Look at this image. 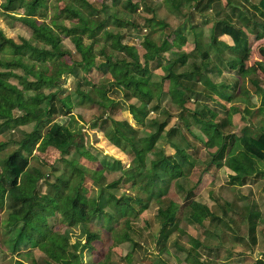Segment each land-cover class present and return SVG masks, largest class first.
Listing matches in <instances>:
<instances>
[{
  "label": "trees",
  "instance_id": "trees-1",
  "mask_svg": "<svg viewBox=\"0 0 264 264\" xmlns=\"http://www.w3.org/2000/svg\"><path fill=\"white\" fill-rule=\"evenodd\" d=\"M69 1L59 11L61 17L58 19L55 14L49 17L48 23L44 19L47 0H5L2 4V9L8 11L6 15L16 17L31 30L33 36L31 40L20 39L19 43H13L0 30V120L8 127L15 126L17 118L25 115L32 116L36 121L33 128L22 132V137L16 142L10 139L0 141V191L6 190L15 202L27 203L23 213L5 222L7 233L3 246L9 253L22 258H29L32 249H37L48 257H45L47 264H65L67 255L77 257V250L92 247L100 232L112 247L128 243L134 251L139 243L136 235L134 237L133 219L152 201L156 203L154 218L159 226L152 238L153 246L160 239H169L172 233L183 235V229L177 224L180 220L179 204L171 199L163 200L170 186L184 191L185 195L191 194V188L182 189L180 182L185 178L187 183L186 177L195 166L194 155L188 152L194 145L183 131L205 149L211 150L207 166L215 169L225 166L232 172L229 175L231 184L244 183L258 172L256 162L264 161V128L253 135L249 125L245 124L240 127L239 134L235 133L236 130L224 133L229 124H237L238 109H226L224 119L217 121V112L206 103H201L198 109L186 106L188 100L199 101L201 96L224 109L212 95L225 100L230 99V95L205 74L206 66L212 62L202 47L206 45L213 49L211 57L217 66L233 69L237 74L250 73L243 68L242 62L248 50L249 34L264 33V0L253 3H249L250 0H226L227 6L222 9L221 16L220 10L215 8L218 0H162L167 11L182 12L181 9L188 8L186 14L190 19L184 15L174 28H169L155 16L148 5L149 0H139L142 11L150 15L143 18L140 26V29H146L140 42L142 53H138L133 44L124 41L125 31L138 28L133 18L137 3L132 0H109L108 4L102 1V5L96 7L88 0ZM243 3L251 6L258 16L249 12ZM21 6L26 13L13 16L11 13ZM193 14L199 15L201 21L193 22ZM244 25L251 26V31L247 32ZM165 28L169 29L167 33ZM59 32L84 37L85 45L81 48L75 46L79 61H65L64 57H70L71 52L62 46ZM170 35L171 41L167 38ZM221 35L229 37L231 44L217 40ZM219 45L236 56L225 60ZM165 51H168L167 56H164ZM260 52L264 55V48ZM154 59L163 63L156 65L162 72L155 81L150 76L149 67ZM85 64L88 70L108 75L109 87L119 93V98L108 96L104 87H94L91 93L75 88L61 95L65 75L72 74L73 67ZM179 67L183 69L178 71ZM12 79L17 82L13 83ZM165 82L164 88L162 84ZM251 82L258 87L256 80ZM197 83L201 84L200 88H197ZM258 90L264 95L263 89L258 87ZM164 95H168L169 103L177 107L173 115L175 122L168 129H164L166 120L155 121L152 132L137 136L136 128L126 120L113 119L107 112L118 107L122 101L133 124L141 126L150 110L159 109ZM130 99L136 102H130ZM82 100L101 108L102 114L95 117V126L109 142L131 154V166L121 169L120 178L116 180L106 182V166L99 163L98 168L90 169L74 158L92 160L94 156L83 146L79 129L71 128V124H77L71 114L66 123L55 121V116L70 113L71 107ZM15 109L20 112L19 116L13 115ZM240 117L243 121L246 115L241 113ZM174 134L183 146L173 140ZM159 138L173 152L165 155L159 148L157 155L146 165V154L153 151ZM7 142L16 146L6 150ZM46 147L58 152L62 164L61 171L54 175L52 181L45 180L36 168L27 171L28 156L33 150L42 151ZM85 178L98 186L97 194L86 195L87 191L82 186ZM38 179L46 183L43 192L37 189ZM120 182H129L139 193L117 195L111 189ZM184 207H187V221L191 225L202 226V231L206 233H211L212 229L204 224L205 219H221L220 215L213 214L208 205L196 200L188 199ZM54 215L65 227L63 232L55 231L48 222ZM120 217L123 220L118 225ZM257 217L258 212H249L243 219L250 221V232L256 225ZM75 229L78 235L70 241L69 232ZM187 242V246L176 242L173 246L184 253L188 264H206L197 258L198 247L213 250L219 246H205L193 236H188ZM65 245L71 248V253L64 248ZM164 253H168V247L160 242L157 254ZM108 258L106 253L102 259L91 264H111ZM16 264L23 263L16 260ZM254 264H264V257Z\"/></svg>",
  "mask_w": 264,
  "mask_h": 264
},
{
  "label": "rangeland",
  "instance_id": "rangeland-1",
  "mask_svg": "<svg viewBox=\"0 0 264 264\" xmlns=\"http://www.w3.org/2000/svg\"><path fill=\"white\" fill-rule=\"evenodd\" d=\"M104 4H108L109 0H88L94 6L99 7ZM5 0H0V30L3 34L11 38L13 43H19L20 39L31 40L32 32L31 30L18 21L16 17H10L6 15L5 11L2 9V4ZM69 0H47V9L45 12V21L49 22V17L57 14L58 19L61 14L59 11L64 5L69 3ZM132 2L137 3L136 13L133 18L137 22V29H130L125 31L124 41L128 44H133L138 53H142L143 49L140 46L142 34L145 33L146 29H140L143 24V18L150 16L149 13L142 11L140 8L139 0H132ZM218 4L215 7L220 10V16L222 14V9L227 6L226 0H218ZM255 2V0H250L249 3ZM245 5L247 3H244ZM148 5L154 10V14L157 18L162 19L169 28H174L184 15L188 19L190 17L186 14L188 8L181 9L180 11H167V9L162 4V0H149ZM244 5V6H245ZM247 10L249 12H254L256 16L258 13L253 10L251 6H248ZM53 11H56L55 13ZM193 11V10H189ZM26 13L24 7L21 6L16 9L11 14L13 16H18ZM194 15V14H193ZM56 16V15H55ZM235 16V15H234ZM193 22H200L201 17L199 15H194ZM111 25V24H110ZM52 26V25H51ZM247 32L251 31V26L244 25ZM54 30L56 28L54 27ZM169 29L165 28L164 32H168ZM60 33V32H59ZM158 34H155L157 36ZM60 42L62 46L71 52L70 57H64L66 62L71 59L76 61L80 60V56L75 50V46L81 48L85 45V39L79 35H72L65 33H60ZM171 41V35L168 37ZM206 39V36H203ZM221 40L224 43L229 44V39L224 35L218 36L217 40ZM255 41V40H254ZM219 47L221 50V55L225 60H230L231 57L236 55L231 50L225 47ZM252 47V48H251ZM261 48H264V36L255 41V43L249 47L247 50L246 57L248 64L251 66L250 73L237 74L235 70L229 69L227 67H219L216 65L215 61L212 60L213 49L204 45L202 49L207 51L212 64L206 66L205 74L212 81V83L217 84V87L221 88L224 92L230 95V99L225 100L219 98L216 95H212L215 100L221 102L224 109L216 105L213 101L208 100L200 96L199 101L188 100L186 106L190 109L200 108L201 103H206L209 108L214 109L217 112L215 120L220 121L225 117L226 109L235 107L238 109L239 117L236 125L229 124V127L224 129V133H229L236 130V134H239L240 127L243 125H249V129L253 135H256L260 128H264V107L262 111H258L254 108L258 106H263L262 102H259L258 87L264 90V66L257 60H264V55L259 52ZM167 56L168 51L163 52ZM243 58V68L245 67ZM97 56H95V60ZM89 60H91L89 58ZM163 64L161 61L154 59L149 63L151 78L153 81L158 80L159 75L162 70L156 65ZM82 66V67H80ZM224 66V65H223ZM88 65H78L73 67L74 72L70 75H65L64 82L62 84L61 95L71 92L75 88L91 93L94 87H104L107 89V95L113 98H119V93L114 89L109 87L110 78L108 75H100L96 71H91L87 69ZM183 67L177 68L178 71L182 70ZM28 77V76H27ZM251 80H256L258 87L255 86ZM13 83L17 82L16 79L11 80ZM225 87H223V86ZM166 87V82L162 84ZM197 88L201 87V84L197 83ZM195 97V95H194ZM193 97V99H194ZM120 105L107 112L111 114L113 119L126 120L134 128H136V135H145L152 132L155 127V121H165L164 129H168L169 126L173 125L175 122L174 114L177 112V107L169 103L168 95H164L160 107L157 110H150L144 119V124L141 126H136L125 109V104L120 101ZM130 102H136L135 99H130ZM153 103V102H151ZM150 103V104H151ZM257 111V113L250 114L249 112ZM241 113L246 115L245 120L242 121ZM69 114L76 119L77 124H71V128H78L80 131V136L82 138L83 146L89 151V153L94 156L92 160H85L82 158L74 157L87 168L95 169L100 165L106 166L108 172L106 174V182L111 180H116L120 178L121 169H126L131 166V154L128 152H123L116 145L109 142L101 131L95 126V117L102 114L101 108L96 104H91L90 101L82 100L75 103L71 109L70 113L66 115L58 114L55 116V121L59 123H66L68 121ZM168 114V117H167ZM237 114V113H235ZM14 116H19L20 112L18 110L13 111ZM253 115V116H251ZM207 117V115H205ZM36 121L30 115H25L21 118H17L16 125L13 127H8L4 121L0 120V141L14 140L16 142L22 137V132L30 131L35 125ZM94 123V126H92ZM259 127V128H258ZM186 138L194 145L192 150H188L192 153L195 158V166L192 169L190 175L181 179L180 182L183 186L182 189L191 188V194L185 195L182 190H177L174 186H170L164 201L171 199L178 203L180 210L178 213V218H180L178 226L183 229L184 234L172 233L170 238L167 240L160 239L155 245L152 244L153 235L156 234L158 230V223L154 218L156 211V203L150 202L147 209L141 212L136 218H134V237L136 235L137 242L139 243L135 247L134 251L128 243H123L118 246H111V243L107 241L100 232L98 239L92 243V247H82L77 250V257L66 256L65 264H91L107 253L109 255V260L111 264H188L184 260V253L173 246V242L181 246L188 245V236L196 237L203 245L207 246H218L213 250H208L203 246L197 248L198 260L203 261L206 264H254L259 258L264 257V161H257L256 166L259 168L255 177L247 178L241 185L231 184L229 180V174L227 169L221 167L215 169L212 166H207L206 163L209 160V151L203 147V145L187 135L183 131ZM163 135V134H162ZM173 140L178 142V144L183 146L178 136L173 135ZM15 143L7 142L5 147L6 150L14 148ZM162 148L165 155L171 154L173 149L168 146L162 138H159L155 145L153 151H149L146 154V165H148V160L157 155V150ZM36 168L43 174V178L47 181H52L55 174H58L62 169V164L59 160L58 152L52 147H46L44 150H33V152L28 156V168ZM207 168V171H204ZM230 183V184H229ZM82 186L86 189V195L93 196L98 192V186L92 183L88 178H85L82 182ZM37 189L40 191L46 190V183L43 179H38ZM117 195L132 193H139V190L130 186L129 182H120L115 188L111 189ZM186 196L187 198H184ZM188 199L196 200L198 202L205 203L208 205L214 215H220L221 219L211 220L207 218L204 220V224L208 226L211 233L203 232L202 226L198 224L191 225L186 218L187 207H184ZM27 208V203L15 202L9 196L6 190L0 191V264H16V260H19L23 264H47L45 262V254H42L37 249H32L31 256L22 258L19 255L9 253L4 249L6 230L5 222L12 217L20 215ZM250 212H258L259 218L255 219L256 225L253 231H249L250 221L245 222L243 219L246 218L247 214ZM118 225L122 224L123 217L118 218ZM48 222L53 226V229L57 232H63L65 227L57 220V215L49 218ZM227 223V226L225 225ZM78 235V230L75 229L69 232L70 241L74 240V237ZM160 242H164L165 246L168 247V253L158 256L157 249L160 246ZM64 248L71 253V248L64 246ZM159 257V258H158ZM53 258L51 262H53ZM60 264V263H56ZM196 264V263H194Z\"/></svg>",
  "mask_w": 264,
  "mask_h": 264
},
{
  "label": "crops",
  "instance_id": "crops-1",
  "mask_svg": "<svg viewBox=\"0 0 264 264\" xmlns=\"http://www.w3.org/2000/svg\"><path fill=\"white\" fill-rule=\"evenodd\" d=\"M244 4V3H243ZM245 5V4H244ZM223 36V35H222ZM225 36V35H224ZM264 36V33H260V34H249V39H248V49H249V47L250 46H252L254 43H255V41H257V40H259V39H261L262 37ZM225 37H227V36H225ZM227 39H229V37H227ZM255 40V41H254ZM229 41H230V39H229ZM229 44H231V41L229 42ZM252 48V47H251ZM259 52H260V50H258ZM246 54H247V52H246ZM246 54L244 55V57H246ZM259 62L260 63H262L261 65H263L264 66V60H257V64L259 65ZM244 63H245V67H246V69H248L249 71H250V69H251V64L249 65L248 64V60H247V58H244ZM252 70V69H251ZM251 72V71H250ZM259 91V90H258ZM258 94H260L259 95V102H262V105L263 106H258V107H256V108H254V109H256V110H258V111H262L263 112V110H262V107H264V95L262 94V93H260V91L258 92ZM250 114H252V113H257V111H254V112H249ZM251 116H253V115H251ZM247 117V116H246ZM223 168H225V169H227L225 166H223ZM227 171H228V174L230 175V174H232V172L229 170V169H227ZM250 177H255V175H251ZM250 177H248V178H250ZM261 259V258H260Z\"/></svg>",
  "mask_w": 264,
  "mask_h": 264
}]
</instances>
